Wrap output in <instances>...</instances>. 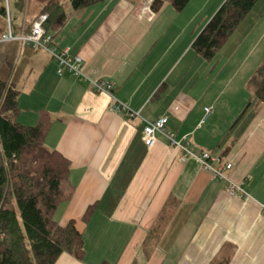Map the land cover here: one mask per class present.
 Wrapping results in <instances>:
<instances>
[{"label": "crops", "instance_id": "obj_1", "mask_svg": "<svg viewBox=\"0 0 264 264\" xmlns=\"http://www.w3.org/2000/svg\"><path fill=\"white\" fill-rule=\"evenodd\" d=\"M152 1L104 0L67 14L54 41L80 58L86 80L60 76L38 51L28 64L38 67L30 94L47 75L52 90L20 120L36 123L41 108L54 115L45 144L70 159L75 185L56 219H74L85 238L82 260L65 252L55 264H264V103L247 85L264 59V5L208 61L192 44L225 0H190L182 11L168 2L154 11ZM98 79L112 95L93 87ZM115 99L129 109L114 110ZM161 116L194 155L161 133L146 145V120ZM204 152L213 167L231 162L224 173L248 195L228 193Z\"/></svg>", "mask_w": 264, "mask_h": 264}, {"label": "trees", "instance_id": "obj_2", "mask_svg": "<svg viewBox=\"0 0 264 264\" xmlns=\"http://www.w3.org/2000/svg\"><path fill=\"white\" fill-rule=\"evenodd\" d=\"M104 0H70L80 9ZM190 0H153L151 8L159 11L168 2L182 11ZM259 0H225L196 36L192 47L205 60L212 61L234 34ZM6 0H0V37L11 26L17 36L29 33L42 14L43 25L53 34L67 19L61 0H15L16 9L24 14L17 24ZM37 47L19 39L0 43V264H55L68 252L85 257L84 233L71 219L63 225L56 219L59 206L75 192L71 180V161L61 151L45 144L54 122L46 108L38 110L37 122H20L19 83ZM253 100L264 103V59L248 81ZM94 208L84 215L88 222Z\"/></svg>", "mask_w": 264, "mask_h": 264}, {"label": "built area", "instance_id": "obj_3", "mask_svg": "<svg viewBox=\"0 0 264 264\" xmlns=\"http://www.w3.org/2000/svg\"><path fill=\"white\" fill-rule=\"evenodd\" d=\"M6 8H7V14H8V21L10 22V6H9V0H6ZM47 18V15H43L34 22L33 27L31 29V32L29 33H21L20 35H15L12 31L11 26L9 27V30L7 33L3 34L0 37V43L4 41L9 40H22L24 42L30 43L34 45V47L37 48H44L49 53L57 59L59 62V68L58 73L60 75H63L65 72L71 73V75L76 76L77 78L87 79L85 74L80 68V58L78 56H70L69 55V49H60L55 41L54 36L51 33H48L45 29L43 22ZM93 87L100 91L105 92L110 95H112V84L104 81V80H92ZM114 110H121V109H129V106L126 102L119 101L115 99ZM212 108L211 107H205V116L203 119V122L208 119V117L211 115ZM136 114V113H133ZM169 121V116H161L154 120H146V124L144 126L143 130V139L146 143V145L149 148L154 147L156 145L157 141V135L158 133H161L165 135L172 146L179 147L184 149L185 156H188L189 154L194 155V153L189 150L188 148V142L187 141H179L175 139L174 134L168 130L167 123ZM1 147V145H0ZM1 149V148H0ZM185 156H182V160H185ZM211 158V155L209 152H204L202 159L204 160L205 166L210 169L215 177H220L222 179H225L228 181V193L231 195H248V193L242 188V186L235 181L231 180L225 173V169H229L232 167V163L228 162L226 164H221L218 167H213L212 165L208 164V159ZM261 211L264 214V203H261ZM2 235L0 236V241L2 239Z\"/></svg>", "mask_w": 264, "mask_h": 264}, {"label": "rangeland", "instance_id": "obj_4", "mask_svg": "<svg viewBox=\"0 0 264 264\" xmlns=\"http://www.w3.org/2000/svg\"><path fill=\"white\" fill-rule=\"evenodd\" d=\"M205 1V0H204ZM61 2L64 4L65 6V9L67 11V14H71L70 11H75V9L71 6L70 4V0H61ZM259 2V1H258ZM260 4L262 3L264 5V0H260L259 2ZM10 5H11V11H12V14L14 16H18V18L16 19V23L17 24H22L23 22V17H24V14L20 13L16 7H15V0H10ZM245 20V19H244ZM37 51L41 54H44L46 56L49 57V60L51 62H55L58 67H59V62L57 61L56 58H54L50 53L49 51H47L46 49L44 48H38ZM29 68H31V65H29ZM28 68V69H29ZM32 70H27L29 71L28 74H31V78H23V80L20 81L19 83V91H20V103H21V106L22 107V112L20 114V117H19V120L22 118L23 115H27V114H30L33 112L32 111V108L33 106L35 105L34 104V101H36V96H47L48 93H49V90H52V79H47L48 78V75L46 76L47 78H45L44 82H43V85H44V90L43 91H40L41 89H38L36 90V92H34V94H30V84L32 83L34 77H36V72L38 70V67L36 64L33 65V67L31 68ZM58 71V70H57ZM59 74V73H58ZM67 72H65L63 74L66 75ZM60 75V74H59ZM61 76V75H60ZM70 76H74V75H71L70 73ZM74 78H76V76H74ZM81 80H84L82 78H80ZM38 116V115H37ZM21 123L23 124H26V125H33V124H29V123H24L20 120Z\"/></svg>", "mask_w": 264, "mask_h": 264}]
</instances>
